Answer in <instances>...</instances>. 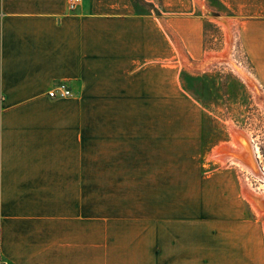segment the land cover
Listing matches in <instances>:
<instances>
[{
    "label": "crops",
    "instance_id": "1",
    "mask_svg": "<svg viewBox=\"0 0 264 264\" xmlns=\"http://www.w3.org/2000/svg\"><path fill=\"white\" fill-rule=\"evenodd\" d=\"M201 1L161 0L165 11L137 14L131 0L72 10L68 0H0V264H263L261 224L240 218L237 181L181 168L179 149L199 147L200 129L187 143L179 126L163 125L164 101L185 93L179 72L212 60ZM218 1L229 14L213 17L236 33L264 85V0ZM101 181L114 219L150 198L157 220L141 222L138 236L127 226L85 238Z\"/></svg>",
    "mask_w": 264,
    "mask_h": 264
},
{
    "label": "rangeland",
    "instance_id": "2",
    "mask_svg": "<svg viewBox=\"0 0 264 264\" xmlns=\"http://www.w3.org/2000/svg\"><path fill=\"white\" fill-rule=\"evenodd\" d=\"M131 3L138 13L159 14L160 10L165 11L161 0H131ZM213 12L222 16L229 14L218 0L201 1L195 9V14L202 18L203 47L210 53L207 55L212 60L205 69L199 68V65L196 69H182L179 72L181 87L185 93L181 92L179 101H164L163 125L165 132L179 126L180 141L187 143H192V128L197 126L200 129L199 147L184 149L182 145L179 156L177 155L183 164L181 168L185 170V175H195L200 179L202 175L222 171L233 177L239 191L238 205L242 209L240 218L245 221L254 218L261 224L264 234V211L257 210L247 195L250 188L258 195L264 194V85L254 80L236 33L224 19L213 17ZM223 53H227L226 58L222 57ZM236 130L249 136L248 147L253 149L251 164L255 170L230 158L223 160L218 155V152L227 153L236 146ZM238 138L246 142L245 135H238ZM108 187V182L101 181L99 209L94 208V217L90 214L91 209L87 215L85 213V217L93 219L95 226L98 225V228H88V219L85 218V238L99 237L102 240L123 236V227L127 226L132 227L126 231L128 234L138 236L141 222L157 220L156 213L147 211L153 209L150 208V198L146 199L148 208H137L133 204L131 212L115 214L114 219L108 206ZM196 199L197 208L206 205L204 198ZM166 203L170 202L165 199ZM193 218L202 220L203 214L191 216Z\"/></svg>",
    "mask_w": 264,
    "mask_h": 264
},
{
    "label": "bare ground",
    "instance_id": "3",
    "mask_svg": "<svg viewBox=\"0 0 264 264\" xmlns=\"http://www.w3.org/2000/svg\"><path fill=\"white\" fill-rule=\"evenodd\" d=\"M222 57L226 58L227 57V53H223ZM244 76V74H243ZM245 77L248 78V76L246 75ZM238 135L240 136H244L245 135V139L242 138H238ZM240 131V130H236L234 133L235 136V140L237 141L236 146H234L233 148H230V151L226 152H218L219 157H221L223 160L226 158H230L238 163L243 164L244 166H246L249 169H254L253 161H252V155H253V149L251 150L249 146V136L247 134H244ZM256 157V156H255ZM253 166V167H252ZM255 170V169H254ZM248 197L251 200V203L253 205L256 206L257 210L261 211V209H263L264 211V194L258 195L257 193L254 192V190L252 188H250L248 190Z\"/></svg>",
    "mask_w": 264,
    "mask_h": 264
},
{
    "label": "built area",
    "instance_id": "4",
    "mask_svg": "<svg viewBox=\"0 0 264 264\" xmlns=\"http://www.w3.org/2000/svg\"><path fill=\"white\" fill-rule=\"evenodd\" d=\"M78 1L79 0H68L69 9H71V10L74 9V7ZM60 89H61V93H60L61 96H66V95L70 94V89L67 88L64 84L60 85ZM48 95L51 97H54L56 95L55 90L49 91Z\"/></svg>",
    "mask_w": 264,
    "mask_h": 264
},
{
    "label": "trees",
    "instance_id": "5",
    "mask_svg": "<svg viewBox=\"0 0 264 264\" xmlns=\"http://www.w3.org/2000/svg\"><path fill=\"white\" fill-rule=\"evenodd\" d=\"M134 7H135V6H134ZM135 12H136L137 14H150V13H151V12H150V13H149V12L138 13L137 10H136V7H135Z\"/></svg>",
    "mask_w": 264,
    "mask_h": 264
}]
</instances>
